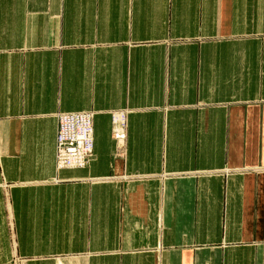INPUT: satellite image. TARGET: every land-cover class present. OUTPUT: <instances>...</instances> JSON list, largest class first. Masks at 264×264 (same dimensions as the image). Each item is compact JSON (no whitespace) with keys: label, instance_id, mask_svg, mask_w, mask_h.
<instances>
[{"label":"crops","instance_id":"obj_1","mask_svg":"<svg viewBox=\"0 0 264 264\" xmlns=\"http://www.w3.org/2000/svg\"><path fill=\"white\" fill-rule=\"evenodd\" d=\"M76 110L93 153L57 169L56 114ZM12 259L264 264V0H0Z\"/></svg>","mask_w":264,"mask_h":264},{"label":"built area","instance_id":"obj_2","mask_svg":"<svg viewBox=\"0 0 264 264\" xmlns=\"http://www.w3.org/2000/svg\"><path fill=\"white\" fill-rule=\"evenodd\" d=\"M93 112L90 110L61 111L56 114L55 166L78 168L85 166L93 153ZM114 118V117H113ZM114 118L112 133L119 144L123 133L121 122ZM118 124L115 125V123Z\"/></svg>","mask_w":264,"mask_h":264},{"label":"rangeland","instance_id":"obj_3","mask_svg":"<svg viewBox=\"0 0 264 264\" xmlns=\"http://www.w3.org/2000/svg\"><path fill=\"white\" fill-rule=\"evenodd\" d=\"M113 126V125H112ZM112 126H111V130H110V133H111V135L113 136L114 135V133H112ZM113 138H114V136H113ZM115 139V138H114ZM86 165V164H85ZM80 167H82V166H80ZM9 264H18V260L17 259H12L10 262H9Z\"/></svg>","mask_w":264,"mask_h":264}]
</instances>
